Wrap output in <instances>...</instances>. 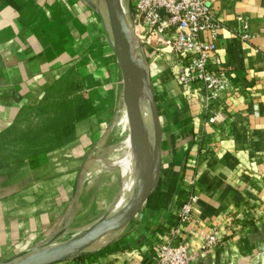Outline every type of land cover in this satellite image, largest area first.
I'll list each match as a JSON object with an SVG mask.
<instances>
[{
	"label": "crops",
	"instance_id": "obj_1",
	"mask_svg": "<svg viewBox=\"0 0 264 264\" xmlns=\"http://www.w3.org/2000/svg\"><path fill=\"white\" fill-rule=\"evenodd\" d=\"M211 12L221 24L216 53L236 86L212 105L224 120L207 125L199 99L145 48L161 131L154 188L125 226L51 264H155L191 189L194 222L174 239L188 243L189 264H264V0H215ZM236 14L248 19L251 40L234 34ZM121 78L102 0H0V264L67 241L126 204L136 164H125L132 145ZM61 93L73 114L66 136L27 152L42 142L44 108L52 113ZM112 118L117 131L104 128ZM212 228L221 242L202 251L199 231Z\"/></svg>",
	"mask_w": 264,
	"mask_h": 264
},
{
	"label": "built area",
	"instance_id": "obj_2",
	"mask_svg": "<svg viewBox=\"0 0 264 264\" xmlns=\"http://www.w3.org/2000/svg\"><path fill=\"white\" fill-rule=\"evenodd\" d=\"M214 1L129 0L131 17L126 31L137 55L143 56L145 48H151L166 63L187 98L199 99L208 112L207 125H218L224 120L223 111L213 110L212 105L225 102L236 90L230 73L222 69L216 53L215 39L221 24L211 12ZM235 21L234 34L241 40H251L248 19L236 14ZM204 33L208 34L207 38L202 37ZM196 202L197 195L189 192L180 204L177 223L170 230L169 238L157 246L155 264H189L188 243L174 239L193 224ZM225 222L231 225L233 218L227 216ZM199 233L202 251L221 242L218 228Z\"/></svg>",
	"mask_w": 264,
	"mask_h": 264
},
{
	"label": "water",
	"instance_id": "obj_3",
	"mask_svg": "<svg viewBox=\"0 0 264 264\" xmlns=\"http://www.w3.org/2000/svg\"><path fill=\"white\" fill-rule=\"evenodd\" d=\"M102 1L111 47L122 73L123 96L131 145L135 153L134 161L137 162L134 175V190L123 208L112 218L95 222L67 241L26 254L4 264H51L68 256L80 254L106 233L125 226L143 205L157 180L160 163L161 131L142 56L137 55L133 51L131 40L126 33L131 17L130 5L128 2L124 12L120 0ZM134 72H140L142 75V96L151 114L150 120L154 145L152 153L147 147L146 139L148 118L146 119L140 100L139 102L137 101L132 86V74Z\"/></svg>",
	"mask_w": 264,
	"mask_h": 264
},
{
	"label": "rangeland",
	"instance_id": "obj_4",
	"mask_svg": "<svg viewBox=\"0 0 264 264\" xmlns=\"http://www.w3.org/2000/svg\"><path fill=\"white\" fill-rule=\"evenodd\" d=\"M120 2H121V5L123 6L124 12H125L126 6L129 2V0H120ZM104 17H106L105 13H104ZM122 83H123V79H122ZM80 96H81L80 94H76L74 99H76V100L78 98L80 99L81 98ZM59 99L60 100L58 101V103L53 107L52 113H50L51 112L50 108L48 110V106H45L44 109H46V111H43L45 117H44V121L41 122L43 134H42L41 139H39V140H42V142L38 143V144H29L27 152H31V151L37 150L39 148H42V147L51 146L52 144L60 142L64 138V136H66V133L69 129V125H70V121H71L70 118L68 119L67 117H72L73 114L71 111L69 112V110L67 108L66 95L64 93H61V96L59 97ZM140 104L142 105L143 113L146 115V117L149 119V121L151 123V120H150L151 114L149 111V107H148L147 103L144 102L143 96L140 98ZM151 125H152V123H151ZM104 128L117 131V129H119V126L117 125L116 119L112 118L104 126ZM127 130L129 131L128 127H127ZM33 139H38V137L35 138L34 136L29 135L28 140L31 141ZM117 139H119V138H117ZM111 143L118 144L119 142H118V140L114 139V141L110 142V144ZM111 154L112 153L110 152L108 154V156H110ZM108 162H110L111 165H114L113 161L109 160ZM125 164H128V163H125ZM135 164H137L136 161H135ZM127 167L129 168L130 164H128ZM134 175H135V170L134 171L131 170V176L133 178L131 181V185H134ZM186 180L188 183L193 182V175H187ZM128 187H129V185H128ZM128 187H127V189H128ZM189 192H192V189ZM232 223H234V222H232Z\"/></svg>",
	"mask_w": 264,
	"mask_h": 264
},
{
	"label": "bare ground",
	"instance_id": "obj_5",
	"mask_svg": "<svg viewBox=\"0 0 264 264\" xmlns=\"http://www.w3.org/2000/svg\"><path fill=\"white\" fill-rule=\"evenodd\" d=\"M132 86H133V90L135 92V97L137 99V101L139 102L140 98L142 97V75L140 72H134L132 74ZM147 119V118H146ZM125 121L127 122V116L125 118ZM126 126V125H125ZM147 147L149 148L150 152L152 153L154 150V145H153V136H152V126L151 123L149 121V119H147ZM130 154H131V159H129L128 161H125V163L132 164V161L134 160V156L135 153L133 151V147H130ZM126 164V165H128ZM132 171H136V166H132ZM134 190V185H129L128 189L126 190V194H125V200H128L130 195L132 194Z\"/></svg>",
	"mask_w": 264,
	"mask_h": 264
},
{
	"label": "trees",
	"instance_id": "obj_6",
	"mask_svg": "<svg viewBox=\"0 0 264 264\" xmlns=\"http://www.w3.org/2000/svg\"><path fill=\"white\" fill-rule=\"evenodd\" d=\"M51 108H52V105H51Z\"/></svg>",
	"mask_w": 264,
	"mask_h": 264
}]
</instances>
